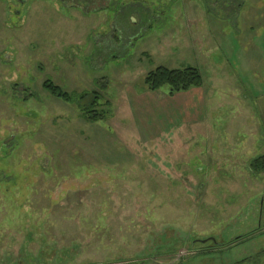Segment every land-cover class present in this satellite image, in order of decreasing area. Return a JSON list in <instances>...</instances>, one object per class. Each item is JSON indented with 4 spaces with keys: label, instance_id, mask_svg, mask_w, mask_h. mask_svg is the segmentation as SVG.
Here are the masks:
<instances>
[{
    "label": "rangeland",
    "instance_id": "1",
    "mask_svg": "<svg viewBox=\"0 0 264 264\" xmlns=\"http://www.w3.org/2000/svg\"><path fill=\"white\" fill-rule=\"evenodd\" d=\"M263 156L264 0H0V264H264Z\"/></svg>",
    "mask_w": 264,
    "mask_h": 264
},
{
    "label": "trees",
    "instance_id": "2",
    "mask_svg": "<svg viewBox=\"0 0 264 264\" xmlns=\"http://www.w3.org/2000/svg\"><path fill=\"white\" fill-rule=\"evenodd\" d=\"M143 84L150 92H158L163 88L168 89L170 96L179 93H186L191 89L200 88L202 79L200 73L195 68H187L184 70H168L166 68L157 67L144 76ZM44 89L53 97L66 103L73 102L71 96L62 93L61 90L49 82H45ZM81 97L80 99H82ZM101 116V115H100ZM102 117H94L93 121L101 120ZM254 171L264 170V156L256 158L252 164Z\"/></svg>",
    "mask_w": 264,
    "mask_h": 264
},
{
    "label": "crops",
    "instance_id": "3",
    "mask_svg": "<svg viewBox=\"0 0 264 264\" xmlns=\"http://www.w3.org/2000/svg\"><path fill=\"white\" fill-rule=\"evenodd\" d=\"M188 93V92H187ZM140 109V112H141V108H139ZM149 112H151V111H149ZM157 112V111H156ZM188 118H191V117H188ZM183 121H185V119H183ZM167 128H168V126H167ZM165 129V128H164ZM163 131V130H162Z\"/></svg>",
    "mask_w": 264,
    "mask_h": 264
}]
</instances>
